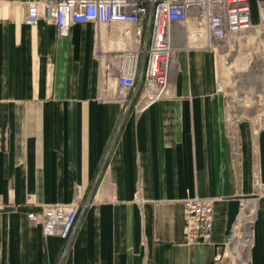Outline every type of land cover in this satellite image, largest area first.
I'll use <instances>...</instances> for the list:
<instances>
[{
  "label": "crops",
  "instance_id": "0c3cea01",
  "mask_svg": "<svg viewBox=\"0 0 264 264\" xmlns=\"http://www.w3.org/2000/svg\"><path fill=\"white\" fill-rule=\"evenodd\" d=\"M260 6L250 0V31L264 30ZM25 11V0H0V264H219L254 171L264 188V112L260 127L235 126L215 54L181 33L170 94L143 112L136 99L120 104L116 77H102L117 26L59 36L45 21L26 25ZM192 198L213 201L210 242H185ZM77 199L69 244L28 219ZM255 215L249 261L234 255L236 264H264V193Z\"/></svg>",
  "mask_w": 264,
  "mask_h": 264
},
{
  "label": "built area",
  "instance_id": "2783aa9c",
  "mask_svg": "<svg viewBox=\"0 0 264 264\" xmlns=\"http://www.w3.org/2000/svg\"><path fill=\"white\" fill-rule=\"evenodd\" d=\"M25 5L26 25L37 27L45 21L55 26L59 36H66L78 24L117 26L119 47L104 63L102 77L105 83L116 77V100L124 105L129 104V98L130 103L136 99L141 112L170 94L172 73L178 64L179 49L174 45L178 33L191 47L217 53L253 28L250 0H25ZM260 10L264 12V7ZM233 153L235 159L240 156L239 143ZM253 183L254 196L240 205L239 216L256 202L255 213L248 216V230L240 237L243 253L252 247L257 197L264 193L258 170ZM80 202L47 205L40 214H29L28 219L41 227L44 237H57L69 244L80 221ZM238 218L228 246L236 237ZM213 221L212 200H187L185 242H210Z\"/></svg>",
  "mask_w": 264,
  "mask_h": 264
},
{
  "label": "rangeland",
  "instance_id": "374dc122",
  "mask_svg": "<svg viewBox=\"0 0 264 264\" xmlns=\"http://www.w3.org/2000/svg\"><path fill=\"white\" fill-rule=\"evenodd\" d=\"M234 42L236 44L226 45L221 52H213L217 61L218 84L222 88V93L227 96L228 113L234 125L236 126L235 120L251 119L254 122L258 120L257 126L260 127L261 118L259 117L264 112V94L262 93L264 83L257 85V80L252 77V74L257 76L264 68V35L260 31L253 30L239 36ZM234 136L233 147L239 143L237 135ZM239 160L240 156L234 158L235 165L239 163ZM255 173L256 171L254 176ZM234 253L229 245L221 252L218 263L236 264L234 255H244V253L240 247Z\"/></svg>",
  "mask_w": 264,
  "mask_h": 264
},
{
  "label": "bare ground",
  "instance_id": "6f19581e",
  "mask_svg": "<svg viewBox=\"0 0 264 264\" xmlns=\"http://www.w3.org/2000/svg\"><path fill=\"white\" fill-rule=\"evenodd\" d=\"M261 33H262V35H264V30ZM233 44H236V43H233ZM252 77L257 80V85H259L261 83L263 84V82H264L263 81L264 80V72H261L260 74H257V76L252 74ZM252 203H255V204L253 205V204L250 203L249 206H248V209L242 210V212H241V214H240V216L238 218V222H237V225H236V228H235L236 237L234 238V240L230 244V249L232 250V252H233V247H235V246L236 247H240L241 249L243 247V242L241 241L240 237H241V234L243 232L248 230L249 223H250L249 220H248V216H251V215H253L255 213L254 208L256 207V202L253 201ZM250 210H251V212H249ZM233 254H235V253L233 252ZM249 254H250V251L249 252L248 251L244 252L245 258L248 261H249Z\"/></svg>",
  "mask_w": 264,
  "mask_h": 264
}]
</instances>
